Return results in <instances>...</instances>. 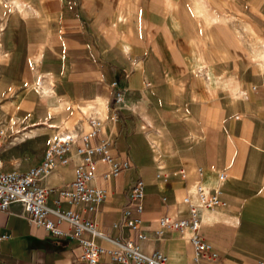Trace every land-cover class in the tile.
Segmentation results:
<instances>
[{
    "label": "crops",
    "instance_id": "0c3cea01",
    "mask_svg": "<svg viewBox=\"0 0 264 264\" xmlns=\"http://www.w3.org/2000/svg\"><path fill=\"white\" fill-rule=\"evenodd\" d=\"M90 119L101 123L91 145L107 142L110 157L133 167L105 179L96 156L89 186L105 198L86 213L60 191L82 164ZM0 130L4 173L39 166L61 134L75 139L69 163L42 181L60 230L74 232L62 218L74 211L103 234L85 239L117 248L112 226L140 177L143 255L264 263V0H0ZM180 169L184 179L169 177ZM219 173L226 206L199 210V233L216 258L195 261L193 234L160 220L186 219L184 197L196 204L193 185L213 188ZM0 233V264H79L82 256L76 240L48 235L18 203L0 213Z\"/></svg>",
    "mask_w": 264,
    "mask_h": 264
},
{
    "label": "built area",
    "instance_id": "2783aa9c",
    "mask_svg": "<svg viewBox=\"0 0 264 264\" xmlns=\"http://www.w3.org/2000/svg\"><path fill=\"white\" fill-rule=\"evenodd\" d=\"M120 102H122V97L117 93L115 103ZM89 125L90 132L80 138L83 146L77 149L82 164L77 168L73 182L60 191V196L69 203L84 205L86 213L95 212L105 198L103 190L89 186V183L96 177V156H99L100 161L108 166V172L102 176L105 179L117 176L120 172L133 167L129 161L117 162L110 157L107 151V142L101 141L96 145H91V140L98 137L101 123L96 119H90ZM4 137L5 131L0 130V155L4 146ZM74 141L75 139L70 134L59 135L46 151L43 162L25 174L2 172L0 157V213L6 212L12 204H21L30 221L36 226L42 227L48 235L57 238L68 237L78 242L83 251L79 264H167V258L163 254L154 252L146 256L139 250L138 243L146 239V236L140 233L141 219L139 216L142 212L144 196V184L140 177L129 189L121 217L112 226L119 233L118 247L115 249L101 248L85 239L84 234L96 236L103 234L97 229L95 222L83 218L74 211L62 214V218L74 227L72 234L60 230L48 218L49 211L46 207L48 190L43 186L42 181L58 164L65 166L69 163L68 155ZM185 174L183 169L172 172L170 176L159 171L156 178L165 182L168 176L184 179ZM225 179V174L219 173L218 185L213 188L202 184L193 185L191 194L196 197L197 203L192 202L190 195L184 197L183 203L188 208L186 219H173L164 216L160 220L162 229L179 232L190 231L193 234L191 242L196 253L195 261L199 259L212 261L216 258V254L211 251L199 233L201 225L199 210H213L226 206L221 190ZM5 239L6 236L0 233V242Z\"/></svg>",
    "mask_w": 264,
    "mask_h": 264
},
{
    "label": "rangeland",
    "instance_id": "374dc122",
    "mask_svg": "<svg viewBox=\"0 0 264 264\" xmlns=\"http://www.w3.org/2000/svg\"><path fill=\"white\" fill-rule=\"evenodd\" d=\"M252 51H255L256 52L257 50H251V53H252Z\"/></svg>",
    "mask_w": 264,
    "mask_h": 264
}]
</instances>
